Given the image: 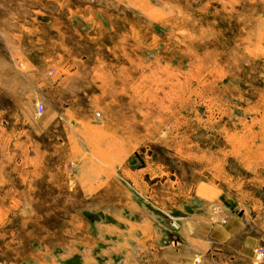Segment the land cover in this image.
<instances>
[{"label":"rangeland","instance_id":"374dc122","mask_svg":"<svg viewBox=\"0 0 264 264\" xmlns=\"http://www.w3.org/2000/svg\"><path fill=\"white\" fill-rule=\"evenodd\" d=\"M125 164L155 229L209 206L242 224L211 264H264V0H0V264L106 221L96 171Z\"/></svg>","mask_w":264,"mask_h":264},{"label":"crops","instance_id":"0c3cea01","mask_svg":"<svg viewBox=\"0 0 264 264\" xmlns=\"http://www.w3.org/2000/svg\"><path fill=\"white\" fill-rule=\"evenodd\" d=\"M96 172L92 194L111 197L108 201L113 205L112 214L106 221L101 216L90 221L76 216L79 223L70 222L63 234L70 236L63 254H47L37 264H193L196 260L211 264V247L228 244L242 232L238 218L215 221L211 220L209 206L195 208L177 218L179 224L173 223L178 243L171 249L165 241L172 238L171 229L166 225L164 232L155 229L150 210L139 202L146 203L152 196L148 182L152 177L147 169L125 164ZM160 193L163 200V191ZM252 246V241L247 240L243 250Z\"/></svg>","mask_w":264,"mask_h":264},{"label":"built area","instance_id":"2783aa9c","mask_svg":"<svg viewBox=\"0 0 264 264\" xmlns=\"http://www.w3.org/2000/svg\"><path fill=\"white\" fill-rule=\"evenodd\" d=\"M36 110H37V113H38V114H41V113L43 112V108H42L41 105H37V106H36ZM262 256H263L262 253H259V254L257 255V257H259V258H261Z\"/></svg>","mask_w":264,"mask_h":264}]
</instances>
